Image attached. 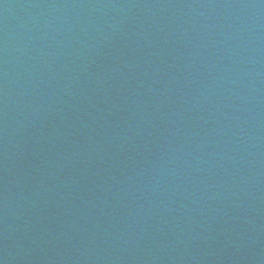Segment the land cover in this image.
<instances>
[{
  "label": "water",
  "instance_id": "water-1",
  "mask_svg": "<svg viewBox=\"0 0 264 264\" xmlns=\"http://www.w3.org/2000/svg\"><path fill=\"white\" fill-rule=\"evenodd\" d=\"M0 264H264V0H0Z\"/></svg>",
  "mask_w": 264,
  "mask_h": 264
}]
</instances>
